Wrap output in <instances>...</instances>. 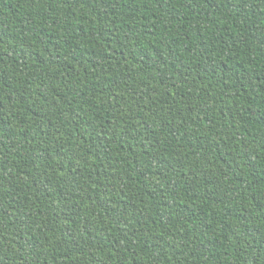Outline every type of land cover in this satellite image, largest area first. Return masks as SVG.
I'll return each mask as SVG.
<instances>
[{"label": "trees", "instance_id": "16d2710c", "mask_svg": "<svg viewBox=\"0 0 264 264\" xmlns=\"http://www.w3.org/2000/svg\"><path fill=\"white\" fill-rule=\"evenodd\" d=\"M0 264H264V0H0Z\"/></svg>", "mask_w": 264, "mask_h": 264}]
</instances>
